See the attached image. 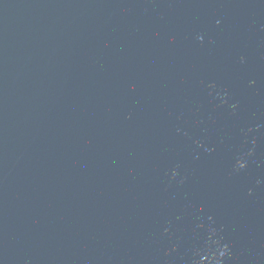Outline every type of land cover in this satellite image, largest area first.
I'll return each instance as SVG.
<instances>
[{"label":"water","instance_id":"obj_1","mask_svg":"<svg viewBox=\"0 0 264 264\" xmlns=\"http://www.w3.org/2000/svg\"><path fill=\"white\" fill-rule=\"evenodd\" d=\"M0 264H264V0H0Z\"/></svg>","mask_w":264,"mask_h":264},{"label":"clouds","instance_id":"obj_2","mask_svg":"<svg viewBox=\"0 0 264 264\" xmlns=\"http://www.w3.org/2000/svg\"><path fill=\"white\" fill-rule=\"evenodd\" d=\"M217 24H219V21H217ZM241 59H243V58H241Z\"/></svg>","mask_w":264,"mask_h":264}]
</instances>
